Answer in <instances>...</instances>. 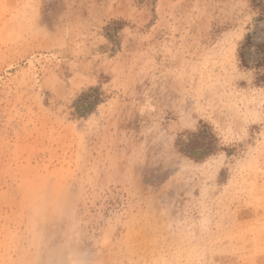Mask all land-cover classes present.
I'll return each mask as SVG.
<instances>
[{
    "label": "rangeland",
    "instance_id": "374dc122",
    "mask_svg": "<svg viewBox=\"0 0 264 264\" xmlns=\"http://www.w3.org/2000/svg\"><path fill=\"white\" fill-rule=\"evenodd\" d=\"M257 15L0 0V264H264V63L239 57ZM200 123L219 149L193 160L175 141Z\"/></svg>",
    "mask_w": 264,
    "mask_h": 264
},
{
    "label": "trees",
    "instance_id": "16d2710c",
    "mask_svg": "<svg viewBox=\"0 0 264 264\" xmlns=\"http://www.w3.org/2000/svg\"><path fill=\"white\" fill-rule=\"evenodd\" d=\"M257 10L255 20L264 26V0H251ZM253 47V52L249 48ZM253 55L255 65L264 63V38L257 42L252 41L251 33L244 37L242 47L239 50V57L243 64H247L248 58ZM103 99L102 92L98 86H89L81 90L72 102L74 113L82 116L90 112ZM177 149L185 156L193 160H202L219 149L218 137L207 123H200L195 130L185 131L176 138Z\"/></svg>",
    "mask_w": 264,
    "mask_h": 264
}]
</instances>
